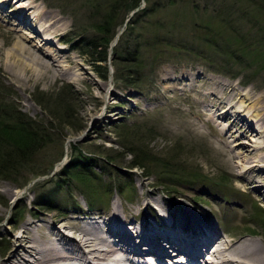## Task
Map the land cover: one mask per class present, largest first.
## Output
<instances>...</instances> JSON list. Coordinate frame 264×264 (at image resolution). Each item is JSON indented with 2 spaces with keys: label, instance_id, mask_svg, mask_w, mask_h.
<instances>
[{
  "label": "rangeland",
  "instance_id": "rangeland-1",
  "mask_svg": "<svg viewBox=\"0 0 264 264\" xmlns=\"http://www.w3.org/2000/svg\"><path fill=\"white\" fill-rule=\"evenodd\" d=\"M159 1L163 4L156 11H150L154 0H141L134 9L130 1L121 2L113 22L107 17L116 0L3 2L0 107L43 122L49 141L27 169L13 168L10 175L0 176V261L14 249L9 241L22 233L27 221L33 234L54 221L55 231L71 235L74 230L68 226L104 220L115 208L121 210L122 221L127 220L123 226L129 225L135 234L146 222L164 227L163 219L170 224L182 203L213 222L218 231L215 239L220 237L221 245L232 240L241 243V239L264 242V167L257 166L242 177L244 167L250 164L234 157L244 151L242 141H247L250 150L257 145V124L250 122L249 111L241 112L236 121L220 115L226 101L246 98L247 106L259 102L264 110V9L252 4L246 16L235 12L240 25V35H235L231 20L225 19L224 25L222 17L212 11L214 5L210 10L204 8L206 4H230L231 0ZM145 8L149 12L141 13ZM14 9L29 17L35 11L39 23H23L12 15ZM43 10L57 15L51 40L42 32V24H46L40 19ZM97 23L110 33L102 34L107 43L101 51L89 53L88 44L99 40L94 28ZM131 24L135 25L130 29L132 40L140 43L138 54L143 60L129 56V47L121 49V38ZM220 34L243 49L240 61L227 59L221 50L210 46ZM206 38L212 40L210 45ZM17 40L47 55L52 69L44 72L34 65L27 70L25 64L31 63L27 57H23L25 64L16 67L13 51ZM157 41L158 47L154 45ZM75 71L78 78H72ZM141 148L153 158L147 169L132 166ZM175 154H179V167L204 180L160 173L161 162L176 158ZM78 155H82L80 164L84 166L72 164ZM81 172L94 177L99 201H90L83 193L76 178ZM187 193L191 199H185ZM148 203L158 221L147 211ZM162 205L169 214L161 210ZM131 220L135 225L128 224ZM113 224L109 219L103 226L108 231ZM214 243L216 240L207 258L213 257ZM26 259L35 258L17 245L9 263Z\"/></svg>",
  "mask_w": 264,
  "mask_h": 264
},
{
  "label": "bare ground",
  "instance_id": "bare-ground-1",
  "mask_svg": "<svg viewBox=\"0 0 264 264\" xmlns=\"http://www.w3.org/2000/svg\"><path fill=\"white\" fill-rule=\"evenodd\" d=\"M4 1L6 0H0V10H6L3 5ZM21 9L24 10V7H21ZM34 12L32 11L29 17L22 11H16L14 9L12 10V15L28 25L30 22L33 23L32 21H35L38 24L39 20H37L36 13L34 14ZM56 16L55 13L46 10H43L40 13V19L44 20L46 23L42 24V32H44V38L46 40L54 38L53 32H55V30H52V28L57 21ZM50 30L52 31L49 32ZM29 47L20 40H17L15 43L13 63L16 67H20L21 62L25 64L23 57H27L31 62L25 64L26 66L24 67H26L27 70L28 66L30 67L34 65L44 72L49 71V68L52 69L53 64L48 62L49 59H46L45 57L47 55L38 53ZM51 60L55 62L53 57ZM78 75V71H75L74 77L72 78H78ZM238 93L240 92L238 91ZM211 94L213 96L217 95L216 91L213 90ZM247 103H249L247 98L241 102L238 100L236 103L230 102L228 104L226 101L223 106V111L220 114H227L229 118L236 121L239 119L241 112H251V115L249 116L250 122L254 121L257 124L256 129L254 127V132H256V135H258L259 138H262V141H259V138L256 140L252 139L257 145L251 150L246 145L247 141H242L245 143L241 144L240 148L244 151H239L234 156L237 159L250 164L248 167H244L241 173L242 177L247 176L248 172L254 170L257 166L264 167V110L259 106V102L250 103L248 106L246 105ZM237 104L240 105V108L234 110V112H236L234 113L232 110L235 109ZM154 190L158 192L157 188ZM191 198L192 196L189 193L185 194L186 200ZM150 206L151 205L148 203L147 211L153 215L154 221H158V218L152 213L153 207L152 209H149ZM179 208V212H177V215H175L170 224H165L163 219L162 223H164V227L161 225H148L150 222H146V226H138L139 229L136 230L137 236H135L136 233L133 234L131 230H129L127 227L129 225L126 224V226H123V222L127 223V220L124 219L125 221H122L123 217L121 218V210L115 208L110 213V216L104 217V220L98 218L94 219V221L83 223L82 226H68L69 229L74 230V234L71 235L61 234L60 232L55 231L53 228L57 224L54 221L50 222L48 228L43 227L39 234H33L32 232H29L28 227H26L29 223V221H27L23 225L22 233L13 241H9V245L12 247L14 246V249L9 250L6 258L0 261V264H10L9 261H11L17 245L22 246L29 255L35 258L34 260L26 259L25 261H19L17 264H121L123 262L137 264L133 261L136 257L135 255L142 258L144 255H154L159 261V264H165L163 256L165 258V255L170 251L168 252V250H164L162 247L169 248V244L172 243L180 251L190 254V261L193 264H197V259L199 257H206L207 252H209V245L218 232L214 227L213 222L206 217H202L200 211H197L192 207L189 208L183 203L180 204ZM161 210L169 214V209L167 207L165 208L164 205H162ZM160 215L158 213V216ZM109 219L115 224H113L110 230L107 231L105 226H103V223H108ZM135 223V220L128 222L130 225H135ZM165 227H167V229ZM108 236L111 239H109ZM114 236L117 237L114 238ZM161 237H165V241L169 244L161 242ZM241 240V243L232 240L228 245H225L226 243L219 245L213 250V257H209V259L211 258L209 263L264 264V242L255 239L248 241ZM219 242L220 240H217L213 246H217ZM150 243H153V248L151 250L146 247ZM211 249L212 248H210V250ZM175 254L176 252L173 253V255ZM150 260L152 259L150 258Z\"/></svg>",
  "mask_w": 264,
  "mask_h": 264
},
{
  "label": "trees",
  "instance_id": "trees-1",
  "mask_svg": "<svg viewBox=\"0 0 264 264\" xmlns=\"http://www.w3.org/2000/svg\"><path fill=\"white\" fill-rule=\"evenodd\" d=\"M128 1H130V3L128 4H131V9H134L137 6H139L141 2V0H119L118 2L116 0L115 4L112 7V12H111L112 14L109 17H107V19L108 20L111 19V22H113L115 18L116 10L118 9V7H122L121 2L126 3ZM154 1L155 2L153 3V6L150 9V11H156L157 7L163 4L162 1H159V0H154ZM169 2L174 3L173 0H170ZM252 4L260 5L261 9H264V0H231L230 4H226V5L220 4V3L219 4L214 3L211 5L206 4L204 8H206V10H210V6L214 5L212 11L217 12V16L222 17V21L224 25H226L225 19L231 20L230 26H232L231 28L234 34L236 35L240 32L237 30L240 25L236 23V19L234 15L235 12L239 11L238 14L241 13L242 17L246 16L245 13L247 9L250 8L249 6H251ZM145 12H149V9L148 11L146 8L142 9L141 13H145ZM132 27L135 29L134 24L129 25L127 28L126 34L122 36L121 49H124L126 51V48L129 47L130 48V51L128 53L129 56L133 55L135 56V58L143 60L144 58H141V54H138L140 51V45H139L140 43L139 44L133 43L132 33H130V29ZM94 28L96 29L98 33L99 40L91 41L88 44L89 48L87 52L89 53L91 51L92 52L101 51L103 45L107 43V42L104 43V36L102 34L110 33V30L106 31L105 29L101 28V24L98 25V23L94 26ZM111 32H113V29H111ZM211 37L214 38L213 36ZM219 40H221V42H218ZM234 40L240 41V38H234ZM205 41L208 45H210V43L212 42L211 39H207V38L205 39ZM158 43H160V41L155 42L154 45L158 47L157 45ZM212 45L214 48H217L216 50H221L219 52H222L224 56L228 57L227 59L231 60L235 58V60L240 61L239 58L241 56H239V54L241 53L243 49L239 47V44L234 43L232 45L231 43L227 42L226 39H223L220 34V38H215V41H213V43L210 46ZM151 52L152 50L150 51V53ZM132 53H134L135 55ZM102 59H106V56L102 57ZM65 104L67 105L66 102ZM3 108L0 107V111L4 112L3 114L0 115V176L1 175L7 176V175H10L11 172L9 171L12 170L13 168H19L23 166L25 169H27L26 167L27 164L29 162H32L36 154L40 152L45 147L46 144H48L49 139L47 138L49 137V135L45 131L47 126L43 122L30 119L26 114H23V112H15L13 108H9L7 106ZM4 117L10 121L1 119ZM4 143L6 144L5 146H3ZM1 146H3V148H1ZM81 153L82 152L79 151V154ZM137 154H138L139 159L136 160L132 164V166L133 167L144 166L147 169L146 164L152 163L153 158L148 156L149 154L145 152L144 148H141V152ZM81 156L79 155L77 156V158H79L78 162H77V158H73L72 162L73 161L74 162L72 164L77 167H80V165L84 166V164H80L82 161ZM175 157L176 158L174 157L171 158L173 159L174 162H171L170 161L171 159L161 162L163 170H161L160 173L161 172H173V174H175L176 176L186 177L190 179V181H197L200 179L204 180L203 177H197V174H194L193 171L187 169L186 167H179L178 166L179 165V162H178L179 154H175ZM161 176H164V175H161ZM76 178H78V180L81 182L82 184L81 189L83 193L89 197L90 201H91V198L93 199L95 198L97 199V201H99V197H97L96 195V192L98 191L97 190L98 187L96 184H94V182H92L94 177L92 178L91 175L86 172H81L80 174L76 176ZM215 183L216 184L220 183V181L216 180ZM105 191H110V190L105 189L104 192ZM119 191L122 192L121 187Z\"/></svg>",
  "mask_w": 264,
  "mask_h": 264
}]
</instances>
